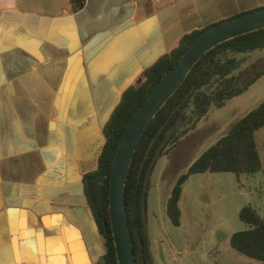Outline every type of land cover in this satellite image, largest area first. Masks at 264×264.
Instances as JSON below:
<instances>
[{
    "label": "crops",
    "instance_id": "crops-1",
    "mask_svg": "<svg viewBox=\"0 0 264 264\" xmlns=\"http://www.w3.org/2000/svg\"><path fill=\"white\" fill-rule=\"evenodd\" d=\"M263 5L0 0V264H99L106 238L84 179L123 93L185 33ZM150 241L164 264L162 240Z\"/></svg>",
    "mask_w": 264,
    "mask_h": 264
},
{
    "label": "trees",
    "instance_id": "trees-1",
    "mask_svg": "<svg viewBox=\"0 0 264 264\" xmlns=\"http://www.w3.org/2000/svg\"><path fill=\"white\" fill-rule=\"evenodd\" d=\"M85 1L70 0L75 11L83 8ZM208 26L185 33L176 47L148 67L144 78L123 93L105 125L106 142L98 168L86 174L84 179L92 211L106 238V252L99 264H117L109 213V178L123 132L162 76L179 60L189 43ZM263 48L264 28H261L228 39L208 50L146 127L134 153L125 190L136 264H154L147 225V197L150 175L157 159L168 154L172 146L178 147L182 137L212 106H223L264 74L262 58L243 67L249 53ZM263 126L264 99L235 120L225 134L204 149L177 176L166 202L167 214L174 225L181 223L179 201L183 184L190 175L204 172L240 175L261 169L255 132ZM239 218L248 228L231 234V246L240 253L264 261V215H260L253 206L244 205L239 211Z\"/></svg>",
    "mask_w": 264,
    "mask_h": 264
},
{
    "label": "rangeland",
    "instance_id": "rangeland-1",
    "mask_svg": "<svg viewBox=\"0 0 264 264\" xmlns=\"http://www.w3.org/2000/svg\"><path fill=\"white\" fill-rule=\"evenodd\" d=\"M246 67L262 58L264 48L247 55ZM264 99V74L246 91L221 107L212 106L209 120L203 119L182 137L178 147L160 156L151 172L147 197V221L151 237L162 240L164 264H264L235 250L230 244L233 232L248 225L239 218L244 205L264 215V126L255 132L262 167L251 174L233 172L195 173L183 184L179 203L181 223L174 225L166 202L177 176L233 121L242 117ZM213 125L211 130L208 126ZM228 127V128H227Z\"/></svg>",
    "mask_w": 264,
    "mask_h": 264
},
{
    "label": "water",
    "instance_id": "water-1",
    "mask_svg": "<svg viewBox=\"0 0 264 264\" xmlns=\"http://www.w3.org/2000/svg\"><path fill=\"white\" fill-rule=\"evenodd\" d=\"M264 28V5L217 21L201 31L162 76L127 124L116 148L109 178V213L117 264H136L126 210L129 168L152 118L182 84L204 53L233 37Z\"/></svg>",
    "mask_w": 264,
    "mask_h": 264
}]
</instances>
